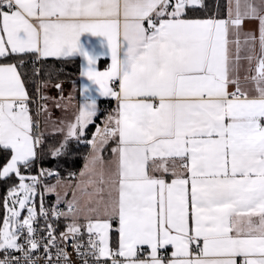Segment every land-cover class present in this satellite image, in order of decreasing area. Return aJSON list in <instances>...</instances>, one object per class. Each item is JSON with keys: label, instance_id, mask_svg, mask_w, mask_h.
Instances as JSON below:
<instances>
[{"label": "snow or ice", "instance_id": "6c2138e0", "mask_svg": "<svg viewBox=\"0 0 264 264\" xmlns=\"http://www.w3.org/2000/svg\"><path fill=\"white\" fill-rule=\"evenodd\" d=\"M197 7L203 0H0V58L20 57L0 63V151L10 152L0 179L20 181L4 200L0 264H39L41 249L45 264H72L51 223L37 236L49 214L71 219L64 241L86 229L87 243L74 244L81 264H264V0H228L227 19L190 17ZM27 54L80 58L87 81L54 156L95 123L98 97L116 102L87 140L67 211L41 202L38 212L40 181L20 171L42 143L19 70Z\"/></svg>", "mask_w": 264, "mask_h": 264}, {"label": "trees", "instance_id": "16d2710c", "mask_svg": "<svg viewBox=\"0 0 264 264\" xmlns=\"http://www.w3.org/2000/svg\"><path fill=\"white\" fill-rule=\"evenodd\" d=\"M204 7H197L196 10H189L190 17H209L219 18L225 17L227 13V0H203ZM2 63H20V57L12 55L6 59L0 58ZM102 65V63H101ZM24 73L22 79L25 83V88L29 96L30 113L34 120L37 118V101L39 88L42 83H55L62 81L66 85L77 79L80 72V61L78 58H71L68 60L57 58H41L36 59L32 54L23 56V67L19 69ZM100 112L95 118V123L86 129L85 136L80 139H89L96 126L100 123L101 117L109 109L111 100L103 99L99 101ZM64 141V135L61 133H44L42 134V143L39 145L38 156L32 163L31 167L21 171L26 174H34L38 167L43 171L56 169L58 176L62 179H70L71 174L77 172L83 162L88 151L86 145L80 143L72 138L68 141V146L62 150L61 154L53 155V152L60 147ZM9 152L0 151L1 162L5 161ZM48 178L44 179V182ZM19 178L12 174L9 178L0 179V225H2L3 216L5 214L4 200L8 195L9 189L19 184ZM49 204L48 199L46 200ZM113 228L111 230V245L116 247L118 231L117 222L113 221ZM65 225L67 224L65 219Z\"/></svg>", "mask_w": 264, "mask_h": 264}, {"label": "crops", "instance_id": "0c3cea01", "mask_svg": "<svg viewBox=\"0 0 264 264\" xmlns=\"http://www.w3.org/2000/svg\"><path fill=\"white\" fill-rule=\"evenodd\" d=\"M227 8H228V0H227ZM227 17H228V12L226 13L225 17H219L217 19H227ZM192 18H209V17H192ZM243 27H244L245 31H248V30L255 31L257 29V22L256 21H246ZM81 39L84 42L91 41L92 45L99 48V41H98L99 38L84 36ZM78 59L80 61V72H81V60H80V58H78ZM0 63H2V62H0ZM101 63H102V65H101ZM109 64H110V58L109 57H101V59L98 61V68L100 70H104L105 68H107V66ZM246 66L247 65L245 64V67ZM80 72H79L77 79L74 80L73 82L69 83L68 85H66L62 81L55 82V83L44 82L41 84L39 91H38V95L36 97V101H37V118H36V120L39 122V132L41 134L58 132V133H61L62 135H64V137H65L66 132H67L66 124L68 121H72L74 119V116L78 110L79 104L82 103V97L80 95V87L83 83L87 82L86 78H81ZM243 74L244 73L242 70L241 75H243ZM57 84L61 85L60 89H58L56 87ZM47 94L50 95V101L49 102L51 103V105H50V107H47L46 112H40L38 114L39 107L41 105H45L44 100H45ZM97 99H98V109H99L98 114L101 110L100 105H99V101L103 100V99L111 100V105H110L109 109L104 113V115L100 119V123H103L106 120L107 116L109 114H111L113 112V110L115 109L116 102L114 99L106 98V97H98ZM57 104H59L60 107H57ZM47 122H48V125L46 124ZM60 128H64L65 129L64 132L58 131V129H60ZM95 131H96V128L92 132L91 137L89 139H91L93 137V134L95 133ZM80 140H82V139H80ZM112 146H114V145H112L110 142V145L108 146L107 150L103 153L104 158L106 160L111 158L110 148ZM38 149H39V146L37 147V156H38ZM90 153H91V146L89 145L88 151H87L85 158H84V162H83L81 168L76 172L75 178H73V179L72 178L62 179L57 175V176H54L51 179L47 180V181H51V182H54L55 180H60L61 182H70L69 186H67V189H66V195L65 194L57 195L54 191L46 192L45 188L43 186V193L45 196V200L48 199L50 205H48V204L47 205L50 208H54L56 205H58V203H57L58 196H59L60 202H62L64 200L70 201L73 199V191L76 189L77 183H79L82 179L80 177V172L84 169L86 158L89 157ZM9 159H10V152H9L8 157L5 161L1 162V160H0V169H2V167L7 163V161ZM38 168H40V167H38ZM21 174L25 177H33V176H35L36 173L30 175V174H26V173L21 171ZM171 178H172L171 176L167 177L169 182H170ZM83 179H86V177ZM26 181L28 183L31 182L30 180H26ZM47 181H45V182H47ZM89 190L91 191V188ZM77 195L78 196L80 195L79 191H77ZM84 200H86V197L82 198V200H81L82 204H83ZM66 222H67V224H70L72 221L69 218V219H66ZM80 223L81 224L85 223L82 217H81ZM117 228H118V222H117ZM118 240H119V235L117 238L116 247L113 248L111 245V230H110V233H109L110 248H112L113 250L117 249L118 248ZM144 251H145V255H146L147 254L146 246H145ZM169 254H170V249H169Z\"/></svg>", "mask_w": 264, "mask_h": 264}, {"label": "built area", "instance_id": "2783aa9c", "mask_svg": "<svg viewBox=\"0 0 264 264\" xmlns=\"http://www.w3.org/2000/svg\"><path fill=\"white\" fill-rule=\"evenodd\" d=\"M97 126L99 127H103L104 124L100 123ZM87 140L89 139H82L80 141V143L82 145H86L87 147H89V144L87 143ZM48 173H52L51 175H49ZM74 174V175H73ZM58 175V171L56 169H50L48 171H43L41 168H38L36 174L34 177H37L40 181V183L37 185V195L35 197L36 199V207H37V211L39 212V208L41 205V202L43 203V206L45 209H52L50 208L45 200V196L43 193V184H44V179L45 178H52L54 176ZM76 177V172L71 174V178H75ZM43 194L42 197V201H41V195ZM68 200H64L62 202H60L58 205H56L54 208H59L62 211H67V202ZM51 223L54 229V234L57 237V243L59 244L60 247H65L69 253L70 259L72 261V264H81L80 259L78 258L76 252L74 251V244L78 241L82 244H86L87 240H88V235L86 232V229H82L83 235H78L76 237V239L73 238H69L67 241H64L60 238V233L65 232L67 230V225L68 224H64L65 223V218L64 217H60L59 219H55L54 217H52L51 214H49V217L47 220H45V218L38 216L37 219V223H36V227L39 229V232L37 233V236H44L45 238H47V225ZM55 249H52V253L53 255L55 254ZM14 255H20L19 253H13ZM37 255L40 257L39 259V264H45V260L43 259V250L41 249ZM0 256H2V254H0Z\"/></svg>", "mask_w": 264, "mask_h": 264}, {"label": "rangeland", "instance_id": "374dc122", "mask_svg": "<svg viewBox=\"0 0 264 264\" xmlns=\"http://www.w3.org/2000/svg\"><path fill=\"white\" fill-rule=\"evenodd\" d=\"M49 101H50V95L47 94L46 98L44 100L46 107H50L51 103ZM46 124L48 125V122ZM49 179H51V178H48L47 180H49ZM25 182L28 183L27 181H25ZM69 184H70V182H61L60 180H55L54 182H51V181L44 182L43 186H44L45 189L53 187L54 188L53 191L57 195H61V194L63 195V194L66 193V189H67V186H69ZM46 192H49V191H46ZM7 197H8V195H7ZM35 202H36V199H34V203ZM26 215H27V211L23 210L22 211V218H23V216H26Z\"/></svg>", "mask_w": 264, "mask_h": 264}]
</instances>
